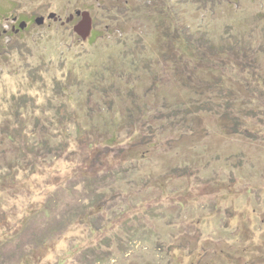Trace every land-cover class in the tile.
I'll list each match as a JSON object with an SVG mask.
<instances>
[{
  "label": "rangeland",
  "instance_id": "rangeland-1",
  "mask_svg": "<svg viewBox=\"0 0 264 264\" xmlns=\"http://www.w3.org/2000/svg\"><path fill=\"white\" fill-rule=\"evenodd\" d=\"M0 20V264H264V0H0Z\"/></svg>",
  "mask_w": 264,
  "mask_h": 264
},
{
  "label": "trees",
  "instance_id": "trees-1",
  "mask_svg": "<svg viewBox=\"0 0 264 264\" xmlns=\"http://www.w3.org/2000/svg\"><path fill=\"white\" fill-rule=\"evenodd\" d=\"M179 38V41L180 43L181 42H185V38H180L179 36H177ZM177 39V38H176ZM182 44V43H181ZM184 44H182L183 46ZM186 46V47H185ZM188 46V47H187ZM190 45L187 43V45H184L183 46V49L185 48V50H187ZM81 129H77L76 133H77V137L81 136L82 133H81ZM66 133V131H64ZM97 132H99V130H97ZM106 132H109V135L106 137L105 134H102L103 136H101V133L99 132L95 137H94V141L92 142H85V145H86V148H92L96 145H100L101 142H107L106 145H108L109 147H114V146H118V144H120L122 142V139H121V132L120 130L118 129H110V128H107L105 130L104 133ZM11 141L14 140V135L12 133L9 132V134L6 135ZM139 137H136L137 140H135L136 142H140L142 141V137H140L141 139H138ZM79 142H82V139L79 138L78 139ZM107 147V146H106ZM28 151L30 152L31 156L33 157H36L38 155H40V153H46L48 155H50L52 153V146L50 145L49 142H46L44 139L40 140V142H35L34 144L31 145V149L27 148ZM64 149V148H63ZM59 150V149H57ZM119 154H121L123 151L122 150H117L115 151ZM130 153V152H129ZM129 155V154H128ZM90 187V186H88ZM103 196L101 193H98V192H95L94 194V198L92 200H90V204H89V207L87 209H90L91 211H93L92 209H100L102 203H103ZM93 213V212H91ZM91 213L87 212V213H82L81 216L85 219H89L91 215ZM82 218V219H83Z\"/></svg>",
  "mask_w": 264,
  "mask_h": 264
},
{
  "label": "flooded vegetation",
  "instance_id": "flooded-vegetation-1",
  "mask_svg": "<svg viewBox=\"0 0 264 264\" xmlns=\"http://www.w3.org/2000/svg\"><path fill=\"white\" fill-rule=\"evenodd\" d=\"M25 26H27V24L24 21L18 22L17 19L14 18L13 21H12V24L10 26V30L12 32H19V31L23 30ZM3 33H5V30L1 31V28H0V35L3 34Z\"/></svg>",
  "mask_w": 264,
  "mask_h": 264
},
{
  "label": "water",
  "instance_id": "water-1",
  "mask_svg": "<svg viewBox=\"0 0 264 264\" xmlns=\"http://www.w3.org/2000/svg\"><path fill=\"white\" fill-rule=\"evenodd\" d=\"M75 16H77V17L82 16L83 19H85V21L87 23H89V19L87 17V14H85V13L81 14L80 11H76L75 12ZM70 18H73V16H70ZM48 19H55V15L51 14L50 16H48ZM34 22H35L36 25H41L43 23V18H37Z\"/></svg>",
  "mask_w": 264,
  "mask_h": 264
}]
</instances>
